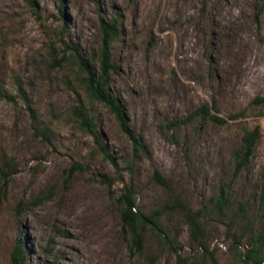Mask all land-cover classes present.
<instances>
[{
  "label": "rangeland",
  "instance_id": "rangeland-1",
  "mask_svg": "<svg viewBox=\"0 0 264 264\" xmlns=\"http://www.w3.org/2000/svg\"><path fill=\"white\" fill-rule=\"evenodd\" d=\"M36 2L37 13L24 0H0V264H12L18 240L26 252L23 264H178L177 253L149 230L144 250L130 255L115 202L130 175L125 171L121 180L95 136L79 124L73 111L78 97L116 162L132 157L131 141L104 105L88 101L75 67L51 59L62 55L63 39L93 60L101 18L120 23L122 35L111 46L116 69L110 88L146 150L135 171L138 206L164 210L165 234L191 264L211 262H202L185 215L166 209L167 199L180 198L194 211L224 192L234 206L247 201V219L264 231V116H256L251 104L264 95V0ZM204 102L227 122L196 117L169 125ZM256 124L261 136L255 152L236 173L234 152L244 128ZM6 161L15 168L7 184L1 172ZM74 162L87 170L64 188L65 169ZM155 169L169 179L168 189L154 182ZM48 190L50 198L31 202ZM201 219L220 264H236L241 221Z\"/></svg>",
  "mask_w": 264,
  "mask_h": 264
},
{
  "label": "trees",
  "instance_id": "trees-1",
  "mask_svg": "<svg viewBox=\"0 0 264 264\" xmlns=\"http://www.w3.org/2000/svg\"><path fill=\"white\" fill-rule=\"evenodd\" d=\"M29 7L37 13L36 0H24ZM61 15L66 18L63 7L60 8ZM101 43L98 48L97 55L93 60L87 59L79 50V48L70 42L61 40L63 44L62 55L57 58V53L52 55L51 59L54 65H61L63 62L69 63L76 69V78L79 81L80 87L84 90L88 101L101 103L114 116L120 129L127 135L133 147V155L128 160H123L122 163L116 162L109 153L106 147L100 142L94 132V119L91 111L87 108L82 98L78 97V105L74 107V114L78 118L79 124L95 136L102 152L112 161L116 172L121 180L124 179V172L127 171L130 175V183L125 184L122 192L115 198V202L120 210V219L122 227L127 231L130 237V242L127 249L131 256L139 255L145 247L146 231H151L156 239L166 245L167 248L177 253L178 264H191L188 257H183L178 253L180 244L171 240L166 234L160 223V219L164 210L160 208L153 209L149 212L141 209L138 206V191L135 184V171L140 156L146 155V150L139 136L128 125L126 111L119 98L112 92L110 88V78L115 72V65L111 56V46L122 35V29L118 18L100 20ZM257 105L258 111L256 116H264V95L256 96L252 103ZM196 117L208 119L216 123H226L227 120L216 113L214 105L207 102L196 107L189 115L180 119L173 120L169 125L176 126L179 124H187ZM261 136V128L259 124L252 128H244L240 139V146L234 152L235 172H239L250 160L255 152V146ZM14 165L11 161H6L1 168L4 183L7 184L10 174L14 171ZM87 168L79 162L72 163L65 169L64 188H68L69 183L75 178L76 172L86 171ZM154 182L166 189L169 188V179L159 170L155 169L152 174ZM112 179L108 180V185L112 183ZM54 192L48 190L40 194L31 202L33 204L40 203L50 198ZM264 202V185L260 204ZM246 203L239 202L236 206L233 205L231 198L221 192L220 194L211 197L209 203L192 211L189 205L180 198H170L165 201L166 209H177L182 212L190 227L191 240L202 248V262L210 260L211 264H220L215 256V252L210 250L207 240L204 238L205 229L202 223V217L206 214L229 217L230 222L237 224V220L241 221L238 224L239 232L236 234L234 246V255L236 264H264V231H256L252 227V222L247 219ZM244 245L245 250L240 249ZM26 259V252L21 240L15 243L11 252L12 264H23Z\"/></svg>",
  "mask_w": 264,
  "mask_h": 264
}]
</instances>
